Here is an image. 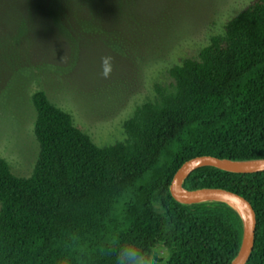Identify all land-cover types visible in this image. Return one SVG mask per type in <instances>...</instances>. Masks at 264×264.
<instances>
[{"label":"trees","instance_id":"obj_1","mask_svg":"<svg viewBox=\"0 0 264 264\" xmlns=\"http://www.w3.org/2000/svg\"><path fill=\"white\" fill-rule=\"evenodd\" d=\"M167 75L124 122L125 140L104 147L45 93L32 96L40 148L32 175L15 176L0 158V264H117L127 244L151 264L233 263L244 237L240 213L220 201L178 202L170 185L197 157L264 160V0ZM183 188L246 198L257 215L247 264H264V172L206 166Z\"/></svg>","mask_w":264,"mask_h":264},{"label":"rangeland","instance_id":"obj_2","mask_svg":"<svg viewBox=\"0 0 264 264\" xmlns=\"http://www.w3.org/2000/svg\"><path fill=\"white\" fill-rule=\"evenodd\" d=\"M254 1L0 0V158L15 176L32 175L36 92L97 146L124 141V122L168 70L197 57ZM109 55L114 71L104 79Z\"/></svg>","mask_w":264,"mask_h":264},{"label":"water","instance_id":"obj_3","mask_svg":"<svg viewBox=\"0 0 264 264\" xmlns=\"http://www.w3.org/2000/svg\"><path fill=\"white\" fill-rule=\"evenodd\" d=\"M206 166L216 167L235 174H257L264 172V160L237 162L210 156L197 157L182 165L170 185V193L178 202L195 204L206 201H220L230 205L240 213L244 221V237L240 251L232 264H247L254 250L257 230V215L252 204L241 195L223 189L188 191L183 188V183L189 175Z\"/></svg>","mask_w":264,"mask_h":264},{"label":"clouds","instance_id":"obj_4","mask_svg":"<svg viewBox=\"0 0 264 264\" xmlns=\"http://www.w3.org/2000/svg\"><path fill=\"white\" fill-rule=\"evenodd\" d=\"M67 55L64 57L66 60ZM114 71V57H101V76L104 79H110ZM117 264H151L143 249L136 244H127L123 246L117 256Z\"/></svg>","mask_w":264,"mask_h":264}]
</instances>
